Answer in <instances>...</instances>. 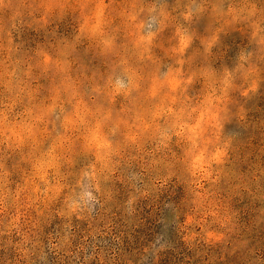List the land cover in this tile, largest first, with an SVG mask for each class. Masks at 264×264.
<instances>
[{"label": "rangeland", "instance_id": "obj_1", "mask_svg": "<svg viewBox=\"0 0 264 264\" xmlns=\"http://www.w3.org/2000/svg\"><path fill=\"white\" fill-rule=\"evenodd\" d=\"M0 264H264V0H0Z\"/></svg>", "mask_w": 264, "mask_h": 264}]
</instances>
